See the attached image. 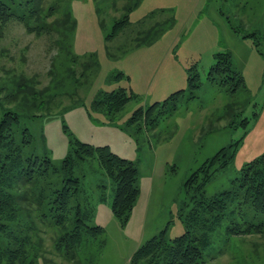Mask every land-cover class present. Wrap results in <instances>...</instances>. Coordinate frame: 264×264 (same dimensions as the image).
<instances>
[{"label":"rangeland","instance_id":"obj_1","mask_svg":"<svg viewBox=\"0 0 264 264\" xmlns=\"http://www.w3.org/2000/svg\"><path fill=\"white\" fill-rule=\"evenodd\" d=\"M39 3L41 16L30 23L35 28L15 20L0 28V117L6 109L17 111L16 142H23L24 128L30 139L23 155L48 157L55 167L75 139L108 146L135 163L140 193L122 225L111 211L113 184L97 162L75 165L92 207L86 222L101 231L85 233L67 252L62 231L35 220L28 256L14 264H147L133 260L146 241L185 232L184 182L205 160L233 144L232 157L203 188L209 197L231 190L241 168L264 157V0ZM123 16V29L108 37ZM217 52H228L242 77L234 91L208 77ZM189 72L198 76L197 88L189 86ZM120 87L132 98L109 119L94 101ZM154 102L161 104L152 111L155 122H129L134 110ZM231 209L235 204L198 264H264V233L231 234L228 228L242 222ZM244 211L251 220L250 209Z\"/></svg>","mask_w":264,"mask_h":264},{"label":"trees","instance_id":"obj_2","mask_svg":"<svg viewBox=\"0 0 264 264\" xmlns=\"http://www.w3.org/2000/svg\"><path fill=\"white\" fill-rule=\"evenodd\" d=\"M39 2L0 0V28L13 19L26 24L27 28H35L30 23L41 16ZM126 20V16L116 20L108 37L122 30ZM215 58L208 77L232 91L241 87L243 80L232 66L230 54L217 52ZM188 74L189 86L197 88L198 76L191 72ZM122 76V73L116 75ZM17 90L28 93L22 85ZM33 93H30L31 98L36 100ZM179 93L177 91L169 98ZM131 98L132 94L120 87L102 92L94 102L109 119H113ZM42 102L39 101L40 104ZM166 103L167 99L164 101ZM157 106H161L160 102H154L144 110H134L129 122L140 119L155 122L158 116L152 117V111ZM18 125V112L6 109L0 117V264L3 260L6 264H14L18 259L25 260L27 248L32 245L31 232L35 220L45 226L51 224L58 227L62 231L59 239L67 242V252H74L85 233L95 236L101 231L99 226H90L86 222L91 217L92 207L87 193L83 194L81 178L74 174V167L79 163L97 162L113 184L112 214L122 225L129 220L140 193L139 172L133 161L113 153L108 146H93L75 139L71 152L62 159L59 167H55L48 157L23 155L22 147L30 139L24 128L23 142H16L15 128ZM232 147L233 144L219 149L185 180L184 186L188 192L185 205H189V209L185 217H180L185 224V232L171 240L165 239L163 232L151 238L135 252L134 261L147 260V264L154 260L165 264H198L204 249L210 245L212 231L221 224L229 204H235L236 211L242 217V222H234L228 228L231 234L264 233V157L245 164L231 190L209 197L204 193L203 188L214 172L224 167L232 157ZM245 208L250 209L251 220H245ZM236 211L230 210L232 213ZM23 217L30 218V224L22 222Z\"/></svg>","mask_w":264,"mask_h":264},{"label":"bare ground","instance_id":"obj_3","mask_svg":"<svg viewBox=\"0 0 264 264\" xmlns=\"http://www.w3.org/2000/svg\"><path fill=\"white\" fill-rule=\"evenodd\" d=\"M14 20V19H13Z\"/></svg>","mask_w":264,"mask_h":264}]
</instances>
